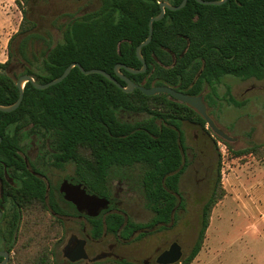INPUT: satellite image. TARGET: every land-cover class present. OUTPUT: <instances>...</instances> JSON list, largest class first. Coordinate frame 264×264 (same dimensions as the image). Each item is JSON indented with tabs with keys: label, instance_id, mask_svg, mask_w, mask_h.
I'll use <instances>...</instances> for the list:
<instances>
[{
	"label": "trees",
	"instance_id": "16d2710c",
	"mask_svg": "<svg viewBox=\"0 0 264 264\" xmlns=\"http://www.w3.org/2000/svg\"><path fill=\"white\" fill-rule=\"evenodd\" d=\"M27 1L16 0L21 7V22L8 40L7 59L0 62L2 105L18 98V77L9 74L14 61L22 59L31 64L28 55L37 33L24 8ZM98 1L96 9L63 25L61 39L46 48L36 70L24 67L22 73L44 83L76 61L84 69L101 68L125 85V80L116 75L115 65L141 67L135 48L147 37L148 20L159 13V2L163 0ZM166 1L178 5L182 0ZM17 38L19 41L14 43ZM141 52L147 65L145 71L132 73L120 67L124 76L146 87L166 84L190 95L203 93L204 101L210 104L215 84L225 75L264 79V0H226L218 5L187 0L182 8H165L163 17L152 22L151 40ZM227 93L230 102L241 103L229 89ZM123 111L146 116L125 121L119 117ZM183 121L203 129L206 125L194 108L166 93L145 95L138 88L125 92L104 75L84 74L74 66L60 82L46 88L38 89L26 82L18 107L0 111V176L4 170L10 174L12 166L21 164L17 155L20 135L46 133L59 150V161L74 160L77 180L99 196L111 197L112 175L128 177L131 169L140 170L138 184L151 218L138 223L111 212L104 219H92L93 236L98 237L105 230L129 237L134 229L155 224L163 229L164 224L175 219V211L181 206L178 178L185 166L183 153L187 149L181 129ZM219 140L231 149L229 141ZM258 146H252V151ZM252 151L238 149L234 156ZM3 182L0 249L4 242L12 246L16 242L25 207L35 202L45 207L44 185L37 178H29L28 183L17 188ZM221 190L218 166L215 187L202 205L196 239L181 263L175 264H190L200 251L211 208L221 198ZM48 260L44 253L33 264H48ZM102 264L136 263L117 259Z\"/></svg>",
	"mask_w": 264,
	"mask_h": 264
},
{
	"label": "rangeland",
	"instance_id": "374dc122",
	"mask_svg": "<svg viewBox=\"0 0 264 264\" xmlns=\"http://www.w3.org/2000/svg\"><path fill=\"white\" fill-rule=\"evenodd\" d=\"M23 1V0H22ZM98 0H34L30 3L29 17L34 20L36 38L31 41V64L14 59L9 74L19 77L24 67L34 70L41 64L43 52L61 39L63 25L71 18L95 9ZM25 6V5H24ZM21 7L16 0L0 2V62L7 59V43L20 25ZM17 38L14 43H17ZM229 93L241 103L229 101ZM207 112L216 125L234 138L228 149L220 137L211 130L183 121L181 129L187 147V166L181 177L180 191L184 207L177 211L170 229L151 231L147 235L130 240L120 247L123 259L136 264L148 254L167 247L177 240L183 254H188L200 226V208L203 200L215 187L216 167H220L222 196L212 206L202 247L191 261L193 264H264V79H242L225 75L215 84V95ZM146 115L137 112H120L125 121L142 119ZM259 145L252 151V146ZM247 149L252 153L234 156V151ZM72 168L73 165H70ZM139 169H131V176L112 175L111 196L119 201L120 209L134 222H146L152 212L145 206L138 184ZM78 219L72 222L76 228ZM63 229L40 203H32L22 210L17 240L11 245L8 264H33L42 254H48V264H67L63 260L59 239ZM70 231H67L68 237ZM138 232H135V236ZM111 239L102 244L93 243L92 254L105 249ZM58 243L56 254L55 245ZM118 251V250H117ZM117 260L104 258L96 262ZM135 261V262H133ZM76 264H87L79 262Z\"/></svg>",
	"mask_w": 264,
	"mask_h": 264
},
{
	"label": "flooded vegetation",
	"instance_id": "af4514ba",
	"mask_svg": "<svg viewBox=\"0 0 264 264\" xmlns=\"http://www.w3.org/2000/svg\"><path fill=\"white\" fill-rule=\"evenodd\" d=\"M33 1L34 0H28L26 3H23L25 5L24 8L27 11L28 18H30L29 17L30 3L32 4ZM31 20L34 21L33 19ZM200 94L202 95V99L204 101L203 93ZM204 103L205 105L208 104L205 101ZM204 129L205 131L211 130V128L207 124L205 125ZM19 138L20 140L18 144L19 148L17 150V155L22 159V161L21 164L20 163L15 164L9 169L10 174L7 173L6 170H4L2 177L0 176L1 201L3 202V198H2L3 183H4L3 181H5L7 185L9 184L10 187L17 188L19 184L28 183L29 178L32 181H34L35 178H37L40 181V183L44 185V202L46 209H48L49 213L53 217L57 218L62 225L63 234L62 236L59 237V239H61L60 243L65 241L63 247L61 248L63 260L65 263L76 264L84 261L87 262L88 264L94 261L102 260L104 258L123 259L124 255H121L119 248L123 247V245H125L126 242L136 238H141L147 235L148 233H150L151 231H153V229L155 231L166 230V229H170L174 225L175 219L171 220L170 223L164 224L165 228L163 229H158V224H155L150 227H142V228L134 229L129 235V237H123L120 234L108 233L105 230L101 233L100 236L98 237L93 236L92 222H91L93 218L100 217L101 219H104V217L107 214L111 212H118L121 213L125 217V219H129L126 213L120 209V205L118 204L119 201H116L113 196L109 198L104 196H99L91 192L83 182L78 181L76 178V169H77L76 162L72 159L63 162L59 161V150L56 148V145L51 135L46 133H28V134L20 135ZM187 153L188 152L186 149L183 153L184 154L183 162L185 166L178 178V189L180 192L178 196V204L181 206L175 211V218L177 211L184 207L183 195L182 192L180 191V182H181L182 174L184 173L185 168L187 166V162H186ZM70 165H73V167L71 168ZM216 173H217V167L215 174ZM30 174L32 177L30 176ZM64 182L65 185L69 186L72 196H77L76 189L77 186L79 185L87 194H94L98 197L106 198L108 200V204L105 207H99L98 209H93L87 200L81 199L83 202H85V205L83 207L78 206L73 201H70L65 198L64 192L61 190V186L64 184ZM207 198H205L201 204L200 214L202 210V205L204 204ZM0 210L2 215V212L4 211V206L2 204L0 205ZM94 211L96 213L93 215ZM74 219H78V223L76 225V228L73 229L71 225ZM138 223H145V222H138ZM68 230L70 231V233L68 237H66ZM135 232L138 233L135 236H133ZM142 233L143 235L140 236V234ZM106 237H109L111 239V241L108 242L106 248L98 249L93 255L91 253L93 243L96 245L102 244L103 240ZM173 242L178 243V241L175 239L171 241L170 244L167 247L163 248L162 250H159L158 248L154 255L148 254L147 258H144L142 260V264H158L157 263L158 256L163 251L168 249ZM11 244L12 243L4 242L3 247L1 249L8 251L10 255V250H8V248L11 247ZM79 246H82V248L84 249L85 257L74 261L70 260L69 256H73L74 253L77 252ZM57 248H58V243L55 245L54 254H56Z\"/></svg>",
	"mask_w": 264,
	"mask_h": 264
},
{
	"label": "water",
	"instance_id": "95a60500",
	"mask_svg": "<svg viewBox=\"0 0 264 264\" xmlns=\"http://www.w3.org/2000/svg\"><path fill=\"white\" fill-rule=\"evenodd\" d=\"M196 1L199 3H202V4L218 5V4L224 3L226 0H196ZM186 2H187V0H182L178 5H172V4L168 3L166 0L159 2V7H160L159 13L150 17V19L148 20V35H147V37L143 41H141L135 48L136 55H137L138 59L141 61V67L140 68H133V67L127 66V65L122 64V63H118L115 65V73L121 79L125 80V82H126L125 85H122L121 83H119L113 75H111L110 73L106 72L105 70H103L101 68L93 67V68H89V69H84L79 62L74 61V62H71L70 64H68L59 76H57V77H55V78H53L47 82H44V83L36 81V79H34V77H32L31 75H29L27 73H22L16 80V86L19 89L18 98L16 99V101H14L13 103L8 104V105L0 104V111L9 112V111H12L18 107V105L20 104V102L23 98V87H24V84L26 82H31L32 85L38 89H43V88H46V87L53 85L57 82H60L65 76H67V74L70 72L72 67L77 66L80 69V71L84 74L100 73V74L104 75L107 79H109L110 81L115 83L120 89H122L125 92H131L135 88H138L145 95H153L156 93H166V94L170 95L171 97L175 98L176 100H178L182 103H185V104L191 106L192 108H194L205 119L206 124L211 128V130L213 131L214 134H216L217 136H219L220 138H222L226 141H233L234 138L232 136L228 135V133H226L223 129L218 127L214 123L212 118L208 115L206 105L202 99L201 94L190 95L186 92L178 91L174 87H171V86L166 85V84L151 85V86L146 87L143 84H138V83L131 81L130 79H128L126 76H124L119 71L120 67H124L127 71H130L132 73H139V72L145 71L147 65H146L145 59L142 56L141 48H142V46L146 45L151 40L152 22L155 20H159L163 17L165 8H168L171 10L179 9V8H182L186 4ZM1 139H2V137L0 136V142H1ZM61 190L64 192V196L66 199L73 201L78 206L83 207L85 205V202H83L81 199L87 200L93 209H98L99 207H105L108 204V200L106 198H101V197H98L94 194H87L84 192V190L79 185L77 186V189H76L78 197L71 195V191L69 189V186L65 185V182L61 186ZM79 198H80V200H79ZM95 213L96 212L94 211L93 215ZM0 216H1V210H0ZM0 256L2 257L0 264H6L8 259H9L8 251L0 249ZM181 256H182V251H181L180 244H178L177 242H173L168 249L163 251L158 256L157 263L158 264H175L181 259ZM84 257H85L84 249L82 248V246H79L77 252H75L73 256H69V259L74 261V260L81 259Z\"/></svg>",
	"mask_w": 264,
	"mask_h": 264
},
{
	"label": "crops",
	"instance_id": "0c3cea01",
	"mask_svg": "<svg viewBox=\"0 0 264 264\" xmlns=\"http://www.w3.org/2000/svg\"><path fill=\"white\" fill-rule=\"evenodd\" d=\"M3 1V0H0V2ZM190 264H193V262H191Z\"/></svg>",
	"mask_w": 264,
	"mask_h": 264
}]
</instances>
